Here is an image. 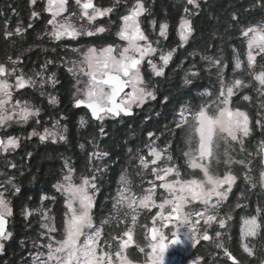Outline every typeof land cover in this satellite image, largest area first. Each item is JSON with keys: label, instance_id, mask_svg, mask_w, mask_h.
I'll use <instances>...</instances> for the list:
<instances>
[{"label": "snow or ice", "instance_id": "6c2138e0", "mask_svg": "<svg viewBox=\"0 0 264 264\" xmlns=\"http://www.w3.org/2000/svg\"><path fill=\"white\" fill-rule=\"evenodd\" d=\"M35 5L37 0H29ZM68 0H46L44 12L51 14L47 20V25L51 26V31L46 34L50 39L61 41L62 38L75 40L81 36H94L97 33H104L107 29L103 26L95 28V31L85 29L83 24L79 27L73 22L75 13H67ZM76 4L81 9L79 19H86L89 24L97 17L108 16L116 11V6L121 4V0H115L109 7H96L92 0H76ZM126 8L125 14L119 17L120 24L116 36L123 41V45L106 44L100 47L95 45L81 48H72L71 51L78 54V60H69L71 66L67 71L75 79L73 84L74 107L86 106L90 110L91 118L103 121L106 117H121L133 115L134 106L142 107L147 101L156 100L154 88H150L149 81L145 79L141 66L147 61L151 69V74L155 77L164 75V68L169 65L176 48L164 53L160 50L159 60L162 66L153 62L152 56L158 52L160 38L167 39L168 24L159 23L158 38L150 41L141 26V17L148 12L143 0H134L128 6L127 0H123ZM188 6L200 9V0H186L178 26V36L180 47H183L193 35L195 29L193 22L188 17L198 14L192 12ZM259 9L264 13V0H256L248 11ZM15 12V9H11ZM40 12L32 11L31 17L36 18ZM240 24L239 16L236 12L231 14L228 27L234 28ZM153 31L157 26V21H151ZM32 27L31 24L28 25ZM25 29L17 25L16 35H21ZM240 36L244 39L246 48L244 52L245 60L241 59V54L233 49V74L237 70H246V74L251 78L248 82L241 78L226 81L224 70L227 64L222 58L211 56L201 57L208 61L207 71L215 69L219 83V91L212 99V92H202L201 97L208 99L201 103L198 108L193 109L186 104L181 106L178 113V120H174L175 130L183 133L185 149L182 157L185 167L198 171L200 175L192 174L185 178L181 173V166L175 163L173 155L170 153L172 141L169 140L163 148L156 144V137L152 140L154 133L149 132L148 137L151 142L145 145L147 155L139 154L136 176L141 180V192L134 191V181L126 174H121L118 180L117 194L113 199L112 211L109 216L100 221L97 226L94 223L93 209L96 205V197L100 192L98 180H102L108 171V165L96 166V161H103L110 157V153L94 146L93 151L88 153V164L91 175H85L77 183L74 180L75 170L65 161L64 168L66 174L62 180L53 187L63 197L66 210L64 212L63 230L59 231L55 227V218L50 216V209L43 206L45 200L55 201V197L41 196V206L22 210L24 220L31 223L30 218L34 215L40 217L37 240L46 241L37 244L33 240L35 248L43 249L37 251L32 258V264H140L133 261L126 255V250L135 245L139 251L145 255L143 264H165L166 255L170 249L189 245L195 249L201 241L208 242L215 249L222 250L223 255L232 264H241L236 255L226 246L232 237L226 231L232 215L229 212H222L229 195L233 192L238 179H243L245 189L237 196V201L248 199V194L254 193L257 189L264 194V112H257L255 126L261 133V139L255 142V151H249L245 141L253 135V121L249 113L240 107H233V97L237 96L242 89L252 88L253 82L257 84L254 89L260 98L259 108L264 109V64L259 65L257 71V57L264 58V19L256 24L240 26ZM4 36L10 38L12 32L5 31ZM31 51V49H28ZM52 51H55L53 49ZM8 61L11 67L0 63V129L5 130V135L0 136V154L7 157L9 153H14L20 147V137L7 134V129L12 125L27 124L33 117H38L41 108L28 100L21 101L14 98V92L26 87L36 88L39 82V95L47 96L50 105L59 103L58 97L46 92V86L51 85L55 89L59 83L55 72H48L49 66L53 65L52 60H46L40 65L39 71L33 75L26 76L24 69L19 67L23 62L21 55L15 58L9 56ZM192 77H199V72L189 73ZM9 77L14 78V82L9 81ZM193 81L184 79L185 85H191ZM129 89V91H125ZM243 101L251 102L252 97L244 94ZM169 98L163 97L162 103H167ZM159 115V113H157ZM61 119H65L63 116ZM86 121L80 119L83 126ZM67 126L61 125L60 120H56L53 128H45L43 132H38L34 128L28 138L38 136L41 142L51 140L53 143L65 141ZM99 136H105L104 127L99 128ZM173 129L165 126L161 135H173ZM239 148L240 159L233 153ZM83 148L84 145L82 144ZM221 148L223 149L221 152ZM138 152L140 150H137ZM31 156V153H27ZM259 160L258 176L254 174L252 167L255 160ZM162 162V163H161ZM223 164L225 171L220 174L214 169ZM234 165H239L244 169L242 176L233 173ZM5 168L16 169L17 165L11 160H5ZM150 174L153 179L145 180V175ZM0 176L5 179L0 181V252L5 249V241L12 238L13 233L7 231V218L13 215V209L8 194L19 193L20 188L15 183V176L8 175L7 172H0ZM157 182H159L157 184ZM147 183L148 187H143ZM158 189L163 191L158 192ZM31 199V198H29ZM236 208L247 209V203L237 202ZM153 209H158L151 215L153 226L147 230L148 242L146 246L136 244L134 240V229L138 218L143 211L149 213ZM123 213V216H121ZM130 218L131 225L127 226ZM112 222L126 224V230L120 236H113L111 240L104 239L105 226H111ZM159 222V227H157ZM218 225L220 230H214V236H210L209 230L213 225ZM171 227L170 235L164 231ZM57 236H60L57 239ZM264 202L257 200L254 214L241 217L240 226V249L249 258H257L256 252L264 253ZM253 240H260L259 248ZM113 244L116 245L113 250ZM215 255V254H211ZM204 257H196L191 264H201ZM208 264V262H205ZM212 264H215L214 260ZM260 264H264V258H260Z\"/></svg>", "mask_w": 264, "mask_h": 264}, {"label": "trees", "instance_id": "16d2710c", "mask_svg": "<svg viewBox=\"0 0 264 264\" xmlns=\"http://www.w3.org/2000/svg\"><path fill=\"white\" fill-rule=\"evenodd\" d=\"M107 1L101 0L100 2L102 5H106L109 4ZM185 3L186 0H147L148 12L143 17L144 25L152 18L169 24V36L166 40H162L159 45H155L165 49L176 48L174 59L170 61L171 64L167 66L163 76L149 78L156 89V100L133 109V115L131 116L112 117L105 120L103 126L107 133L105 136H99L100 122L91 118V114L86 108H73L71 106L69 76L62 77L64 84L58 92L60 96L58 109L53 110L50 108L45 99L33 97L36 102L42 103L46 109V114L41 119L49 120L48 118L54 115H64L69 131L67 140L63 143L41 142L37 138L23 141L18 152L11 158V161L17 165L16 169L5 168L4 164L0 162L4 172L6 171L8 175L15 176V183L20 188L19 193L12 194L13 227L11 228L10 226V229L13 236L6 243L3 254L0 255V264H25V257L30 251L35 249L33 240H36L37 243L40 241L37 240V233L40 231L38 220L35 216L30 218L31 223L24 220L22 210L36 204L42 195L55 192L53 185L56 184L64 171V161L79 169L88 163V153L93 151L95 145H98L102 151L110 153L107 161L108 165H111L110 175L103 181L101 193L96 200V205L93 209L95 220L101 219L110 212L112 202L108 200V196L115 187L117 175L124 168L133 167L129 165L131 152L143 146L147 133H161L162 130L164 131L165 126L173 129V135H164L165 141H172L171 148L176 160L180 163L183 161V133L175 130V111L178 107L188 102H191L193 106H198L199 103L204 101L203 97L200 96L202 92H212V98H214L219 88L216 71H207L205 67L207 62L201 57L213 56L214 58H222L223 62L227 64L224 70L225 79L235 75L233 74V49L238 50L241 54V59L245 60L244 39L240 36V26L246 27L264 19V13L259 9L248 11L256 3V0H201L200 9L196 12L194 11V13L198 12V14L189 17L193 22L195 31L188 42L183 47H180L178 26L181 16L185 15L183 12ZM21 4H23L21 0H0V16L6 13V20L11 25H14L16 17L12 14L11 9H7V7L9 5L16 7ZM233 12H236L239 16L240 24L234 28H229L228 25ZM1 20L0 58L4 59L6 53L2 51L5 45L1 36L3 32ZM107 20L112 23V18H107ZM93 42L95 44H107L114 41L113 36L109 34L102 38H94L87 41V43ZM12 49L14 51L24 50L25 45H13ZM53 61H55V58ZM30 63L31 61L29 65ZM191 65L196 66L199 71V77L191 78L193 83L185 85L184 70ZM146 75L148 77V74ZM246 94L249 93L247 92ZM28 95H31V93H28ZM164 96L169 98L167 103L161 102ZM235 103H239L241 107L244 105V102ZM81 117L86 121L83 126L80 125ZM31 126L30 124L25 128L17 127L13 130L18 133L27 132L25 130L31 129ZM256 138L258 137L254 134L251 141L252 145L255 144ZM82 144L84 145L83 148L81 147ZM27 153H31V156H28ZM241 181L242 179H239V183ZM238 187L239 184L237 185ZM252 196L253 193L248 194V198ZM233 198L232 196L230 204L235 202ZM258 199L264 202V194L258 193L255 201L249 199L250 208L243 211L244 215L253 213V205H256ZM58 203L59 205L54 206L55 219L57 221L60 220V213L62 212L61 202ZM235 216L237 217L238 213ZM109 230L116 231L117 229L109 228ZM234 230H236V225ZM107 234L109 236L111 232L110 234L107 232ZM233 239L235 241L238 240L236 233ZM260 239L264 240V237ZM259 244L260 240L257 241V248H259ZM207 252L208 249L206 247L199 250L201 255H207ZM131 255L133 257L139 256L137 252H133ZM239 257L242 264H258L260 258H262V253L257 251V258H249L243 253Z\"/></svg>", "mask_w": 264, "mask_h": 264}, {"label": "rangeland", "instance_id": "374dc122", "mask_svg": "<svg viewBox=\"0 0 264 264\" xmlns=\"http://www.w3.org/2000/svg\"><path fill=\"white\" fill-rule=\"evenodd\" d=\"M200 1H201V0H200ZM133 2H134V1H133ZM129 6H130V5H129ZM96 7H98V6H96ZM99 7H109V6H99ZM189 8L192 10V12H194V11L196 12V11H197V9H196L194 6H189ZM108 16H109V15H108ZM108 16L97 17V19H96L95 21L91 22V24H89V22L85 19V20H83V23H82V24H83V26H84L85 29L92 30V31H95V28L100 27V26L105 27V28L107 29L106 32H104V33H97L96 35H94V36H96L97 38H102V37H105V36H107V35H109V34H112V31L115 30V27H114V25H112L111 21H108V20H107L106 17H108ZM188 18H189V17H188ZM140 19H141V18H140ZM189 19H190V18H189ZM179 22H180V21H179ZM74 23L76 24L77 22H74ZM257 23H258V22H257ZM119 24H120V23H118V27H119ZM254 24H256V23H254ZM76 25H77V24H76ZM150 26H151V28H153L152 25H150ZM77 27H78V26H77ZM118 27H117L116 32L118 31ZM51 30H52V29H51ZM152 31H153V30H152ZM155 31H156V38H157V37H158L157 35H158V33H159V28H157ZM153 32H154V31H153ZM115 34H116V33H115ZM168 36H169V32H168V30H167V37H168ZM86 37H90V36H86ZM91 37H92V36H91ZM118 38H119V37H118ZM148 38H149V37H148ZM62 39L70 40L71 38H62ZM149 40H150V41H153V40H151L150 38H149ZM162 40H164V39H163V38H160V42H161ZM123 43H124L123 41L119 40V41H117V42L114 41V42L107 43V44H114V45H121V46H122ZM90 45H95V46H97V47H100V46H103V45H106V44H95L94 42H93V43H87V42H86V45L84 46V48H85L86 46H90ZM153 46L158 48V52L152 56L153 62H154V63H157L158 66H162V62L159 60L160 50H162L164 53H166L167 51H169V50H171V49H165V48H163V47L156 46L155 44H153ZM244 46H245V48H246L245 41H244ZM71 49H72V48H69L68 52H67L66 54L62 55L61 57L57 58L56 61H53V60H52V61L55 62V64H56V68H54V70H53L55 73H57L56 70L59 71V69H57L58 67H64L65 70L67 71V68L71 66L70 64L67 63V61H69V60H78V59H79V56L76 55L77 53H75V52H74L75 54H71V53H70V52H71ZM19 51H20V50H19ZM28 53H30V51L25 50V51L22 52L21 54H17V55H21L22 58H23V62H22V64H20V65L23 66V67H25V68H23V69H24V72H25L26 76L33 75V72H34V70H32V68H31V65H29L30 60H27V59H26V57H27L28 55H30V54H28ZM174 55H175V53H174ZM174 55H173L172 61H173V59H174ZM9 56L15 58V57H16V54H12V53H11V54H7V56H6L4 59L0 58V63H4L7 67L10 68V67H11V63L8 61V57H9ZM77 56H78V57H77ZM211 57H213V56H211ZM213 58H214V57H213ZM244 58H245V56H244ZM245 59H246V58H245ZM45 61H46V60H45ZM45 61H44V62H45ZM205 61H206V60H205ZM206 62H207V64L205 65V67H206V69H208V61H206ZM263 62H264V58H261V57L258 56V57H257V69H256L257 71L260 70L259 65L263 64ZM53 64H54V63H53ZM66 64H67V66H66ZM170 64H171V62L169 63V65H170ZM50 66H52V65H50ZM166 68H167V66L164 68V72H165V69H166ZM141 70H142V73H143L144 76H145V79L149 81V86H150V88H154V90H155V92H156V89H155V87H154V84L149 80V78H154L155 76L151 74V69H150V67H149L148 64H147V61H145V63L141 66ZM145 70H146V71H145ZM213 70H215V69H213ZM37 71H39V70H37ZM192 71H197V72H199V71L196 69V66H195V65L187 66V67L185 68V70H184V76H185V77L188 76L189 79L194 78V77H192V76L189 75V73L192 72ZM48 72L51 73L52 71L48 69ZM67 72H68V71H67ZM68 74H69V72H68ZM70 74H71V73H70ZM146 74H148V77H147ZM71 76H72V80H73V82H72V86H71V88H70V99H71V106H72L73 108H75V107H74L73 95H72L73 92H74L73 84L75 83V79H74V77H73L72 74H71ZM235 78H241V79H244L246 82H248V81L251 79V78L246 74V70H237L236 73H235V75H233V76H229L228 79H225V80L230 82V81H232V80L235 79ZM9 81H10V82H14V78L9 77ZM256 87H257V84H256L255 82H253V84H252V88H245V89H242L241 92L237 94V96L233 97V104H232L233 107H240L241 109L247 111V112L249 113V116L252 118V121H253V135H252L251 137H249V138L245 141V144H246V147L248 148V150H249V151H253V152L255 151V148L253 147V145H252V143H251V141H252V137L254 136V134H255L257 137H259V134H261L260 131H259V130L256 128V126H255V120L257 119V112H258V111H262V112H264V109H260V108H259L260 98L257 96L256 92L254 91V89H255ZM37 89H38V91H33V88H31V87H26L25 89H21V90H19V91L14 92V98H15V99H20L21 101H23V100H28V101H30L31 103L35 104L36 106H38V107L41 106V107L43 108V109H42V108L40 107V108H41V113H40V116L38 117V119H39V121H40L39 124L36 123V119H37V118L33 117V118H31V119L29 120V122H28L27 124H23V125H12L10 128L7 129V134H8V135L17 136V137H20V138H21V140H20V146L23 144V141H25V140H30V139H35V138H37V139L39 140V137H38V136H32L31 138H28V137H29V134L31 133V131H32L34 128H35L36 131H38V132H43V130H44L45 128H48V129L51 130V129L53 128V124L55 123L56 120H60L61 125H66V126H67V132L64 133V134L66 135V138H67V136H68L69 128H68V125H67V122H66V117H65L64 115H54V116H52L51 118H48L49 120H47V119H45V120L41 119V117L44 116V115L46 114V109L44 108V106H43L42 103L36 102V101L33 99L34 96H36V97H38V98H41V99H45V100H46V103L50 106V108H52L53 110H56V109H58L59 106H60V96H59V93H58L57 91H55L54 89H52L51 87H50V89H48L47 86L45 87L44 90H45L46 92L51 93V94H53V95H56V96L58 97V101H59V103L56 104V105H50V104L48 103L47 96H43V97H41V96L39 95V91H40V88H39V82H37ZM24 90H25V92H24ZM47 90H48V91H47ZM127 91H129V89H128ZM218 91H219V88H218ZM218 91H217V93H218ZM245 91H246V93H247V92L249 93V94H247V95H249V96L252 97L251 102L243 101V100L241 99V96L244 95V94H246ZM28 93H31V95H28ZM214 98H215V97H214ZM214 98H212V99H214ZM207 99H208L207 97H203V100H204V101H202L201 103L205 102ZM151 101H154V100L147 101L146 103L151 102ZM235 102H244V105H243V107H241V106H239V103H235ZM201 103H199L198 106H199ZM186 104L190 105L193 109L198 108L197 105H194V106H193V105L191 104V102H188V103H186ZM186 104H183V105H186ZM183 105H181V106H183ZM181 106L178 107L177 110L175 111L176 116H175V119H174V120H178V119H179V117H178V113H179V111H180ZM136 108H137V107L134 106L133 109H136ZM82 112H83V111H82ZM80 114H81V113H80ZM82 114H83V113H82ZM62 116H63L65 119H61ZM83 116H84V115H83ZM110 118H112V117H106L102 122H101V121H98V122H100V123H99V127H101V126L103 127V126H104V121L107 120V119H110ZM84 120H85V119H84ZM30 124L32 125V126H31V129H26L25 131H27V132H21V133H18V132H15V131L13 130V129L17 128V127H23V128H25V127L29 126ZM162 132H163V130H162ZM153 133H154V136L152 137V140H155L156 137H160L158 140H156V144H157L159 147L163 148L164 145L167 143V142L165 141V136H164V135L162 136L160 132H153ZM256 133H257V134H256ZM0 135H2V136L5 135V130L0 129ZM145 140H146V141H145V143L143 144V146L140 147L139 149H137V150H140L139 152H138L137 150H136V151L133 150V151L131 152L132 155H131L130 160H129V163H130L129 165H132L133 167H132V168H128V169H125V168H124L122 171H120V172L118 173V175H117V181H116L115 187H114L113 191L109 193V196H108V200H110L112 203H113V199L116 197V194H117L118 180H119V177L121 176V174H126L128 177L132 178L133 181H134V185H135V187H134V191H135L136 193H140V192H141V187H139V185H141V180H140V178H138V177L136 176V172L139 171L140 169H138V167H137V165H138V160H136L135 158H136L139 154L147 155V149L145 148V145H147V144H149V143L151 142L150 138L148 137V133H147V135H146ZM162 140H163V141H162ZM258 140H259V138H258L256 141H258ZM45 142L53 143L51 140H47V141H45ZM63 142H65V141H58V142H56V143H63ZM19 149H20V147H19L14 153H9V154L7 155V157H6L5 155H3V154H0V162H2V163L4 164V162H5L6 159H7V160H11L12 156H13L16 152H18ZM99 149H100V148H99ZM100 150H101V149H100ZM183 150H186V149H185V144H184V147H183L182 151H183ZM222 150H223V149L221 148V152H222ZM169 151H170V153L173 155L174 160H175V163H177L178 165L181 166V173H182V175L185 176V178L190 177L192 174L200 175V173H199L198 171H196L195 173H193L192 170H188V169L185 167V161H184V158H183V161H182L181 163H180L179 161H177L176 158H175V156H174V154H173L172 148H170ZM129 152H130V151H129ZM233 155H234L237 159H240V158H241V156H240V154H239V148H238V146H237V150H236V152H234ZM108 160H109L108 158H105L103 161H96L95 164H96V166H98V167H99V166H102V165H104V164L108 165V162H107ZM257 160H258V159H257ZM257 160H255V161L253 162V165H252L253 169L256 168L255 162H257ZM68 163H69V162H68ZM161 163H162V162H161ZM64 164H65V161H64ZM69 165L75 170V173H74V180H75V182H77V183L80 181V178H81L82 176H85V175H91V170H90V167H89V164H88V163H87L85 166L80 167L79 169H76V166L71 165V163H69ZM110 166H111V165H108V171L104 174L103 179L97 181V183L100 185V190H101V188H102L103 181H105L106 178H107V176L110 175ZM63 169H64V171L61 173V175H60L58 181H61L63 175L66 174V169H65V168H63ZM214 169H215L216 171H218L220 174H223V172L225 171V167H224L223 164L219 165L218 168H216L215 165H214ZM232 171H233V173L236 174L237 176H242V172L244 171V169L241 168L239 165H234L233 168H232ZM0 172H4V171H3V166H2V165H0ZM257 175H258V173H257ZM3 179H5V177H4V176H0V181H2ZM150 179H153V177H152L150 174H146V175H145V180H150ZM241 179H242V178H241ZM58 181H57V182H58ZM57 182H56V183H57ZM158 183H159V182H157V184H158ZM238 184H239V187L237 188V185H238ZM148 186H149V185H148L147 183H144V184H143V187H145V188L148 187ZM244 189H245V184H244L243 179H242V181H241L240 183H239V179H238L236 186H234V188H233V192L229 195V199H228V201L225 203V205H224V207H223V209H222V212H229V213H231V215H232V220L229 222L226 231H228V232L230 233V231H231V229H232L233 221H234V220L237 221V224H238L239 243H240V226H241V217H242V216H245V215L243 214V211L249 209L250 206H249L247 209H244V208H236V207H235V204H236L237 202H239V203H241V204L247 203V204L249 205V199L255 201V197H256V195H257L258 193H260V190L257 189V190L253 193V196H252L251 198H248L247 200L241 199V200L237 201V196H238L239 193H240L242 190H244ZM54 190H55L54 193L44 194V195H46V196H48V197H55V201H53V200H51V199H49V200H45V201L43 202V206L46 207V208H48V209H50V210H51L50 213H49L50 216H53V217L55 218V209H54V206H55V205H59L58 202H61V205H62V212L60 213V214H61V216H60V220L57 221V220L55 219L54 223H55V227H56L59 231L62 232V230H63V221H64V212H65V210H66V206H65V204H64V199H63V197H62V196L56 191L55 188H54ZM161 191H163V190L158 189V192H161ZM100 193H101V192H99V194H100ZM12 194H14V193H12ZM12 194H8V195H7V199L10 201V206H11L12 209H13V205H12ZM99 194L97 195L96 200L98 199ZM44 195H42V196H44ZM232 196L234 197L233 199H234L235 202H234L233 204H230L231 199H232ZM40 198H41V197H40ZM39 206H41V199H39V201H38L36 204H34V205H32V206H29L28 209H34V208H37V207H39ZM255 206H256V205L254 204V205H253V213H252V214H254ZM111 211H112V207H111L110 212L107 213V214H106L104 217H102L101 219H99V220H95V218H94V223L98 226V225L100 224V221L103 220V219H105V218H107V217L109 216V214L111 213ZM156 211H158V209H153L151 213H149V212H147V211L145 210V211H143V212L141 213V215H140L139 218H138V222H137V224H136V226H135V229H134V240L136 241V244H138V245H140V246H142V247H143V246H146V244H147V242H148V239H147V230H148L151 226H153L150 217H151V215H154ZM236 213H238V216H237V217L235 216ZM34 216L36 217V219L38 220V222H39V224H40V217H39L38 215H34ZM121 216H123V213H121ZM9 218L11 219V228H12V227H13V215H12L11 217H9ZM130 225H131V222H130V218H129V220H128V222H127V226H130ZM156 226L159 227V222H157V225H156ZM109 228H111V229L114 228V229H117V230H116V231H110ZM124 230H126V224H119V225L117 226L115 222H112L111 226H105V229H104V239L111 240V238H112L113 236H120ZM214 230H220V229L218 228V225H215V224H214V225H213V229H210V230H209V234H210V236H214ZM10 231H11V229H10ZM164 231H165V232H169V235H170L171 227H169L168 229H165ZM11 232H12V231H11ZM107 232H108L109 234H110V232H111V234H110L109 236H107V235H108ZM59 238H60V236H57V239H59ZM257 241H258V240H253L252 243H255V242H256V244H257ZM7 242H8V241H5V242H4L5 245H6ZM41 242L46 243V241H41V240H40L37 244H39V243H41ZM206 243H207V242H206ZM208 244H209V243H207L206 245H208ZM209 245H211V244H209ZM226 245H227V243H226ZM211 246H212V247H211V248H212V249H211V250H212L211 254H215V255H214V256L211 255V257H210V264H212L213 260H214L215 264H227V263H226V262H227V261H226V257L223 255L222 250L215 249L213 245H211ZM31 248H32V247H31ZM115 248H116V245L113 244V250H115ZM37 251H44V250H43V249H39V248H35L33 251H30V252L28 253V255L25 257V260H26L25 264H32V258L35 256V254L37 253ZM3 252H4V251H3ZM3 252H0V255L3 254ZM133 252H137V253H139V251H138V249H137V247H136L135 245L130 246V248H129L128 250H126V255H128L129 258L132 259L133 261H138V262H140V264H143V261H144V259H145V255L142 254V253H139V257H133V256H130V253H133ZM242 253H243V251H242ZM243 254H244V253H243ZM244 255H246V254H244ZM196 257H201V256L197 255V254L195 253V249H191V247H190L189 245H186V246H184V247H176V248H174V249H170V250H169V253L166 255V261H165V264H189L190 260H191V259H195ZM262 258H264V253H262ZM258 264H260V261L258 262Z\"/></svg>", "mask_w": 264, "mask_h": 264}, {"label": "flooded vegetation", "instance_id": "af4514ba", "mask_svg": "<svg viewBox=\"0 0 264 264\" xmlns=\"http://www.w3.org/2000/svg\"><path fill=\"white\" fill-rule=\"evenodd\" d=\"M21 1L23 3L21 5H17L16 7L9 5L7 7V9H15V12H13L11 10L12 14L16 17V22L14 25H11V23L8 20H6V18H7L6 13L2 14L0 16V19H2L1 24L3 25V32H2L1 36L3 38V44L5 45V47L2 49V51L4 53H6V56H7V54H11V53L16 54V56H17V54H21L25 50L31 49L30 53H28L30 55H28L26 57V59L31 61L30 65H31L32 70H35V71L39 70L40 65L43 64L45 60H53L55 58V61H56L57 58L66 54L68 52L69 48H81V50H83L87 41H89L90 39H94V38L96 39L97 38L96 36H92V37L81 36V37L76 38L75 40L62 39L61 41H56V40L50 39L46 33L51 31V26L47 25V20L51 18V14L43 11L45 4H46V0H37V3L35 5L30 4L29 0H21ZM100 1L101 0H92L93 4L95 6H98V7L99 6H112L115 2V0H108L107 2H109V4L102 5ZM133 1L134 0H127V5L128 6L131 5L133 3ZM83 2H84V0H81V3H83ZM143 2L145 4V7L147 8V6H146L147 0H143ZM32 11L40 12L41 15L39 17L32 18L31 17ZM120 12H122V14H120ZM125 12H126V8L124 7L123 0H121V4L116 6V11H114L113 13L109 14L108 17H106V18H112V23L115 27V30L113 31V33L111 35L113 36V41H115V42L120 40V38H118L115 33H116V30L118 27V23H120L119 17L121 15L125 14ZM69 13H75V16H73L72 19H73V22H77L76 24L79 27L83 23V21H81L79 19L80 15H81V9L76 4V0H68L67 13H65V15H67ZM144 15L141 17V26H142L145 34L151 40L153 38H154L153 40H155L156 31L153 32L152 31L153 28H151V26H150L151 21H153L155 19L154 18L150 19L149 22L146 25H144V22H143ZM159 23H161V22L157 21L156 29L159 28ZM29 24L32 25L31 28L28 27ZM17 25H19L21 28L25 29V31L21 35L15 34V29H16ZM168 26H169V24H168ZM5 31L12 32L13 36L10 38H6L4 36ZM23 44L25 45L24 50L14 51L12 49L13 45H23ZM53 49H55V51H52ZM70 53L75 54L73 51H71ZM76 55H78V54H76ZM66 66H67V64H66ZM19 67L25 68L21 65H19ZM54 68H56L55 62L52 66H49V70L54 72L53 71ZM57 69H59V71L56 70L57 71V73H56L57 79L59 80V83L56 85L54 90L59 92V90H61L60 87L64 84V81L62 78L63 76H66V77L69 76L68 79L70 80L71 86H72L73 80H72L71 74L70 73L68 74V72L65 70L64 67H58ZM47 87H48V89H50L51 85H48ZM33 91H38L37 86L35 89H33ZM81 108H85V107H81ZM122 117H124V116L122 115L121 117H115V118H122ZM0 136H2V135H0ZM260 136H261V134H259V137H258L259 139L262 138ZM258 138H256V140ZM255 165H256V168H254V174L257 175V173H259V160H257V162H255ZM7 219H8L7 231H10L11 219L9 217ZM235 225H236V230H234ZM235 233L238 236L237 241H235L233 239ZM166 234H169V232H166ZM230 235H231L232 239H231V241L227 242L226 246L229 247V249L233 253V255H236L238 257V259L241 261L239 256H240V254L242 255V250L240 249V246H239L238 224H237L236 220L233 221V225H232V229L230 231ZM207 243L205 241H201V243L199 245H197V247L195 248V253L201 257H204V261H201V264H205V262H208V264H210V257H211V252H212L211 247L212 246L209 244L206 245ZM204 247H206L208 249L207 255H201L199 253V250L203 249ZM236 252H238V253L235 254ZM131 254L132 253H130V256H132ZM138 255H139V253H138ZM192 260L193 259H191L190 262ZM226 261H227L226 262L227 264H232V262L230 260H228L227 257H226ZM190 262H189V264H190Z\"/></svg>", "mask_w": 264, "mask_h": 264}, {"label": "water", "instance_id": "95a60500", "mask_svg": "<svg viewBox=\"0 0 264 264\" xmlns=\"http://www.w3.org/2000/svg\"><path fill=\"white\" fill-rule=\"evenodd\" d=\"M126 90H127V89H126ZM126 90H125V91H126ZM80 107H85V108H86V106H83V105L80 106ZM86 109H87V108H86ZM87 110H88V109H87ZM88 111H89V113H90V110H88ZM7 220H8V219H7ZM7 227H8V223H7V225H6V229H7ZM190 264H191V262H190Z\"/></svg>", "mask_w": 264, "mask_h": 264}]
</instances>
